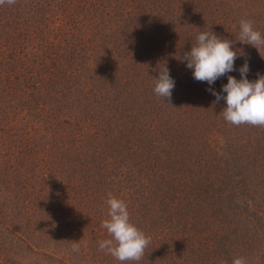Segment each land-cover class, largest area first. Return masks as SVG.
I'll list each match as a JSON object with an SVG mask.
<instances>
[{
    "label": "trees",
    "instance_id": "trees-1",
    "mask_svg": "<svg viewBox=\"0 0 264 264\" xmlns=\"http://www.w3.org/2000/svg\"><path fill=\"white\" fill-rule=\"evenodd\" d=\"M241 19L264 35V0L0 6V264H121L99 250L109 193L151 238L125 264H264V127L226 122L208 90L245 60L264 75ZM202 31L243 54L211 86L182 60Z\"/></svg>",
    "mask_w": 264,
    "mask_h": 264
},
{
    "label": "clouds",
    "instance_id": "clouds-1",
    "mask_svg": "<svg viewBox=\"0 0 264 264\" xmlns=\"http://www.w3.org/2000/svg\"><path fill=\"white\" fill-rule=\"evenodd\" d=\"M16 0H0V6H11ZM239 42L255 47L262 58L264 35L253 27L251 20L241 19ZM242 51L234 50L233 41L221 38L213 31H202L196 37L195 45L183 54L182 60L193 72L195 80L207 82L209 86L221 77L235 71V61ZM159 76L155 79L154 93L165 100H170L175 80L170 75L167 64L158 67ZM250 71L248 61L240 67L241 79L227 75L228 82L222 86V92L209 91L216 97V102L224 100L226 107L222 111L226 122L235 125H251L264 127V75H259L255 81L248 79ZM226 93V95H224ZM107 216L101 227L107 230L109 239L99 241V250L111 255L121 264L139 262L142 260L151 238L131 222L128 204L111 193L106 200ZM73 251L78 252V243H74ZM232 264H246L244 257H236Z\"/></svg>",
    "mask_w": 264,
    "mask_h": 264
}]
</instances>
